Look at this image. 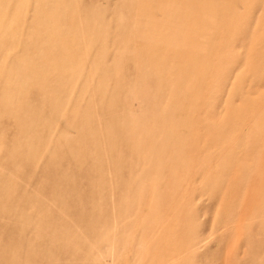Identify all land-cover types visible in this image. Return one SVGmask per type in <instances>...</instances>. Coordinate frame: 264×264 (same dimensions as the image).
I'll return each instance as SVG.
<instances>
[{"label":"rangeland","instance_id":"rangeland-1","mask_svg":"<svg viewBox=\"0 0 264 264\" xmlns=\"http://www.w3.org/2000/svg\"><path fill=\"white\" fill-rule=\"evenodd\" d=\"M0 264H264V0H0Z\"/></svg>","mask_w":264,"mask_h":264}]
</instances>
